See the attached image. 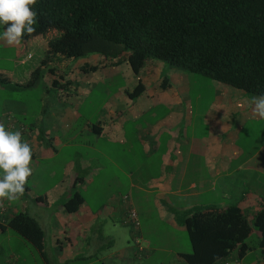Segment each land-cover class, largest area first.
I'll use <instances>...</instances> for the list:
<instances>
[{
  "label": "trees",
  "instance_id": "trees-1",
  "mask_svg": "<svg viewBox=\"0 0 264 264\" xmlns=\"http://www.w3.org/2000/svg\"><path fill=\"white\" fill-rule=\"evenodd\" d=\"M34 10L36 31L21 42L41 37L43 57L24 83L0 72L1 86L31 87L47 73L55 77L53 87L64 90L60 82L72 61L82 58L84 72L126 61L138 74L152 59L264 95V0H36ZM170 85L169 77L161 76L160 88ZM145 90L138 80L126 94L133 100ZM83 201L75 191L63 206L73 213ZM171 212L191 245L181 254L186 264H221L233 254L241 258L256 248L247 241L253 233L264 246L262 197L244 208L233 203ZM3 213L0 232L13 230L44 256L45 233L38 221L23 211Z\"/></svg>",
  "mask_w": 264,
  "mask_h": 264
},
{
  "label": "rangeland",
  "instance_id": "rangeland-1",
  "mask_svg": "<svg viewBox=\"0 0 264 264\" xmlns=\"http://www.w3.org/2000/svg\"><path fill=\"white\" fill-rule=\"evenodd\" d=\"M1 27L5 26L0 24ZM41 40V37L38 36L32 38L26 45H23L22 42L19 44L20 62L18 64L16 62L14 64L11 60L16 56L15 48L11 46L0 48V69L10 70V76H14L13 81L20 80L24 83L27 78L23 77V74L32 71L43 57L44 41L40 43ZM94 57L91 56L90 61ZM81 61L82 58L70 62L71 69L67 72L69 76L80 73L77 68ZM154 61L158 63L159 69L153 67L151 71L148 70L146 77L151 92L156 87L153 79L157 76L167 75L169 80L175 83V91L179 96L181 95V101L186 106L192 105L203 109L216 104L212 93L214 91L211 86V83L214 82L212 79L159 60ZM179 72L180 74H178ZM108 76L110 77L109 81L106 80ZM49 77V74L44 73L42 78L31 87L0 86V105L6 98L23 104L24 112L17 111L15 116L26 129L30 127V124L42 125L44 128L46 126L48 129L50 125L60 127L57 131L53 127L50 136L53 141L52 146L58 150V153L49 160L41 159L37 161L39 164L33 162L30 165L31 168L36 167L35 170L40 172L52 170L56 173L54 178L48 179L49 181L47 178H40L41 184L38 187L44 190L47 182L53 183L57 179L63 178L61 176L66 171L70 172L71 170L78 174L79 180L76 182V189L83 195L88 210L95 212L99 217L96 222L89 225L91 228L89 232L99 234L101 237H113L115 241L113 247L110 248L104 239L100 238V243L103 244L101 251H114L119 249L122 244H132L135 237L139 242L142 239H149L151 247L154 245L159 247L160 250L148 256L150 264H171L173 261L171 251H191L185 228L172 224L171 209L180 210L188 204L213 203L219 198V194L182 195L185 194L184 192L192 193L186 188L188 179H183L182 196L166 191V188L160 186V183L165 185L171 180L169 168L165 166L162 170L161 165L163 156L168 154L167 143L172 138L168 130L164 127L158 132L157 137L160 142L157 150H153L154 146L150 143V139L141 142V138L135 130L138 124L135 121L126 124L124 142L109 141L107 136L98 138L84 130L88 121L94 123L97 122L99 115L106 116L107 103L113 97V93L129 84L133 73L128 66L121 62L115 67L108 68L107 66L95 73H89L88 81L82 83L79 88L78 99L82 102L81 106L75 103L76 99H73L71 103H61V97L55 96V93L60 90L50 85ZM64 90L62 89V91ZM184 90H189L186 98H182ZM197 93L200 95L199 98H196ZM165 96L166 94L157 96L155 93V96L149 99V104L166 106L168 104H166ZM43 109H46V112H43ZM76 112L80 113L81 117L76 118ZM65 114L69 117L67 121H64ZM70 115H73L74 118ZM163 115L157 114V118L154 119H149V115H144L139 120V124L142 125L144 120L146 123L155 122ZM199 119L200 115H195L192 126L185 123V132H183V137L187 138L193 134L195 154L202 152L200 139L208 134L207 127L199 122ZM45 121L46 123H44ZM142 126L144 127V125ZM238 140L239 143L242 140L246 141L247 146L243 147L246 154L257 153L255 149L264 142V123L262 121L248 123L241 131ZM147 142L149 143L146 144ZM62 143L65 144L62 145ZM95 148L102 154L96 152ZM186 149L187 144H182L181 150L185 151ZM263 153L264 150L260 151L253 161L256 163L259 158L264 156ZM68 162L71 168L66 170V167H63ZM30 183L31 181L28 180L27 184ZM180 183V179L172 178L170 185L174 192L175 188L173 187ZM38 207L30 204V208L42 210ZM76 231H78L77 228ZM8 233L10 236L0 233V247L6 250L8 256H5L8 258V262H14L17 259L16 264H40V259L33 248L29 246L30 244L23 242L26 240L11 229L8 230ZM17 239H23L22 243L25 244L22 245ZM257 239L256 234L253 233L247 241L252 245H257ZM14 250L16 256H10ZM257 254L260 252L256 251L252 255ZM6 257H4L5 261ZM259 259V262L256 263L264 264V257ZM5 261L0 258V264H5ZM139 262L144 263V257Z\"/></svg>",
  "mask_w": 264,
  "mask_h": 264
},
{
  "label": "crops",
  "instance_id": "crops-1",
  "mask_svg": "<svg viewBox=\"0 0 264 264\" xmlns=\"http://www.w3.org/2000/svg\"><path fill=\"white\" fill-rule=\"evenodd\" d=\"M3 31L4 28L1 27L0 33ZM5 46H7L5 43L0 42L1 49ZM11 47L15 48L16 53L15 58H11V60H13V63L16 62L18 64L20 62V46ZM123 62L128 66L126 61ZM119 64L109 63L107 66L108 68L115 67ZM82 66H84L83 61L79 63L77 68L78 72H80L79 74H72L71 76L66 74L61 80L60 83L64 84L67 90L62 91L59 89L60 91L55 93L56 97H61V103H71L73 99H76L75 103L81 106L82 102L78 99L80 85L88 81L89 73H95L99 69L105 68L84 72ZM153 67L158 68V63L150 59L146 61L143 66L144 69L142 68L138 74L133 73L129 69L133 73V77L128 82L129 84L113 93V97L107 103L106 116L99 115L97 122L94 123L88 121L84 130L98 138L107 136L109 141L116 142L118 140L124 142L126 124L135 121L138 123L135 130L141 138V142L145 139H150V143L154 146L153 150H157L160 142L157 137L158 132L165 127L172 135V138L167 143L168 154L163 156L161 165L162 170H164L165 166L169 168L171 180L165 185L160 183V186L166 188V191L181 195L183 179H188L186 188L192 193L184 192L185 194L182 195L219 194V198L217 197L218 199L213 203L188 204L180 210L207 205L225 207L233 203H237L244 208L253 204L257 197L264 198V192H262L264 191V156L261 159L259 158L256 163L253 161L257 154L264 150V142L255 149L257 153L246 154L243 149L244 146H247L246 141L242 140L243 143L242 141L239 143L238 140L241 131L248 123H258L259 121L264 123V119L254 117L252 114V100L257 95L246 94L241 90L213 80L214 82L211 83V86L214 88L212 93L213 99H216L215 105L203 109L192 105L186 106L181 101V95L179 96L175 91V83L172 80H170L171 85L169 87L161 89V77L157 76L153 79L156 83L154 91L151 92L149 90V83L146 77L148 70L151 71ZM0 72L9 76L11 74L10 70L0 69ZM30 73L31 71L26 72L23 77L28 79ZM13 77L10 76L11 79ZM53 78L55 77H49V83L52 87ZM106 80L109 81L110 77L108 76ZM138 80H141L146 90L132 100L127 96L126 92L135 86ZM17 82H20V80H17ZM188 92L189 90H184L182 98H186ZM155 93L157 96L166 94L165 101L168 105L149 104V99L153 98ZM197 97H200L199 93L196 94ZM0 106V112L2 113L0 115V123L5 125L6 130L21 131L23 141L31 145L33 153L32 163L36 162L39 164L38 160H49L58 153V150L52 146L53 141L50 139L53 125H50L48 129L45 125L44 128L42 125L35 126V124H30V127L26 129L15 116L17 111L24 112L25 108L21 102L6 98L3 99ZM42 111L46 112V109ZM157 114L164 115L155 122L146 123L144 120L142 122L144 127L139 124V120L144 115H149V119H154L157 118ZM195 115H200L199 122L203 123L208 129L207 136L200 139L202 151L200 154H195L193 151V146L195 145L193 134H190L188 138L183 137L184 127L193 125ZM71 116L74 118L73 115ZM75 117L79 118L81 114L76 112ZM68 118L67 114H65L64 121H67ZM54 128L55 131L60 129L59 126ZM182 144H187L185 151L181 150ZM143 146L145 145L143 144ZM94 150L102 154L100 150L96 148ZM65 167L66 170L71 168L69 162L63 168ZM35 168H32V175L28 178L31 183L25 185L24 195L15 202L9 203L6 200L3 202V216L8 217L15 212L23 211L38 221L45 233L44 256L29 241L22 236L21 238L26 240L23 242H28L29 246L33 248V251L40 259V264H150L148 256L160 249L157 245L151 247L149 239H142L139 242L135 237L132 244H122L119 249L114 251H101L103 244L100 243V238H103L106 245L110 248L113 247L115 241L113 237H101L99 234L89 232L91 229L89 225L96 222L99 217L95 212L88 210L85 199L77 211L69 213L65 210L63 206L64 200L75 191L80 192L76 189V182L79 180L76 172L73 171V173L71 170L70 172H64V176H61L63 178L57 179L53 183L47 182L46 186H44L45 189L41 190L38 187L41 184L40 178H47V181H49L48 179L54 178L56 173L52 170L40 172L35 170ZM172 178L180 179L181 182L173 187L175 192L170 185ZM28 194H31V196H28ZM37 197L41 199L36 200ZM30 204L39 206L38 208H42V210H34L30 208ZM171 220L174 226H179L174 216H172ZM8 230L7 228L0 233L10 236ZM79 232L83 234L80 235ZM23 239L17 240L22 243ZM24 244L22 243V245ZM139 249H144L142 254H139ZM256 251L260 252V254L252 255ZM171 253H173L171 264H186L181 254L188 253L187 251H171ZM5 255H7L6 250L0 247V258H2V261H5ZM10 256H16V251L14 250L10 253ZM143 257L145 262H139ZM261 257H264V246L257 244L256 248L247 251L241 258H237L233 254L221 264H259L256 262H259ZM16 263L17 259L14 262H8L7 258L5 261V264Z\"/></svg>",
  "mask_w": 264,
  "mask_h": 264
},
{
  "label": "clouds",
  "instance_id": "clouds-1",
  "mask_svg": "<svg viewBox=\"0 0 264 264\" xmlns=\"http://www.w3.org/2000/svg\"><path fill=\"white\" fill-rule=\"evenodd\" d=\"M35 4L36 0H0V24L5 26L0 42L17 46L36 31ZM252 105L253 116L264 119V95L253 97ZM32 155L31 145L23 141L21 131L6 130L0 123V208L5 200L12 203L24 195L32 175Z\"/></svg>",
  "mask_w": 264,
  "mask_h": 264
},
{
  "label": "built area",
  "instance_id": "built-area-1",
  "mask_svg": "<svg viewBox=\"0 0 264 264\" xmlns=\"http://www.w3.org/2000/svg\"><path fill=\"white\" fill-rule=\"evenodd\" d=\"M3 208H0V213H3ZM133 215H134V213H133ZM136 239H138L137 237H136Z\"/></svg>",
  "mask_w": 264,
  "mask_h": 264
}]
</instances>
